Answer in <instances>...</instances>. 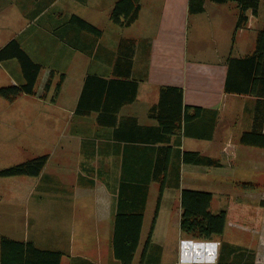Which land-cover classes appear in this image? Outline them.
Returning <instances> with one entry per match:
<instances>
[{"label": "crops", "instance_id": "1", "mask_svg": "<svg viewBox=\"0 0 264 264\" xmlns=\"http://www.w3.org/2000/svg\"><path fill=\"white\" fill-rule=\"evenodd\" d=\"M189 1L140 0L141 10L137 20L128 27L117 25L129 29L138 26L141 29L136 30L137 28H135L138 31L137 35L122 34L117 41L112 43H103L104 30L101 37H96L74 25L59 24V19H54L53 16L56 14L53 13H51L52 18H50L53 20L47 22L50 28L46 30L48 35L57 34L58 30L62 32L63 29L68 28L84 32L88 35L87 39L89 40L83 42V44L77 43L78 49L88 60H86V69L81 77L82 84L77 87L76 95H73L76 99H73L72 96V107L65 108L70 113L72 120L75 117L76 120L67 123L65 126L66 130L64 131L67 134H62L60 151L57 154V157L62 160L65 159L66 163H79L77 178L78 183L82 185L81 188L95 193L97 185L103 186V190L95 193L96 197L91 208L90 220L92 226L90 227L92 229L90 230L91 234L87 237V241L91 242V247L90 249L89 247L83 249L80 255L72 254L84 258L85 264H120L114 256L112 237L115 215L118 209L117 193L124 171L123 162L133 156H130L125 148L133 143L125 139H116L114 136L115 130L121 123H123V127H131V119L135 118L138 124L149 126L158 131V121L149 116V111L151 107L159 103L160 88L162 86L181 87L184 94V104L201 107L202 114L198 118L185 123L181 130L170 136L169 144L172 146V157L166 177L169 186L164 190L152 235L153 244L157 225L162 214L163 199L169 187L177 190L179 196L180 204L179 208L176 209L174 223L180 229L182 211L180 197L183 188L211 191L198 188L208 184L211 181L208 179L211 175H218V178L221 175V178L226 180L222 183L226 188L230 186L235 188L237 184H253L254 187L259 188V185L264 182V147L244 144L240 141L242 134L252 130L256 121H259L256 120L258 99L252 93H237L226 90L230 58H244L252 55L255 51L258 33L264 28V0H260L257 14H253L251 10L247 11L248 19L239 27L237 21L240 9L236 1L216 3L206 0L205 10L201 13H190ZM85 2L86 0H84ZM116 2L117 0L109 1L110 11ZM29 14L34 21L42 15L36 12V8L32 12L30 11ZM2 17H4L3 13L0 14V18ZM68 20L66 19V22ZM10 25L13 26V22ZM31 26L32 28L28 26V33L37 35L40 32L38 29L39 24L34 22ZM20 33L18 30L15 36L0 46V49L11 40L17 39L35 60L31 52L24 46ZM30 35L29 37L32 39ZM122 37H132L138 40L132 73V77L139 80L138 95L133 103L125 105L119 111L115 126L103 125L98 122L97 112L80 115L75 113V109L88 74H97L104 77L113 75L118 56V44ZM235 71L238 77L237 81H239L242 71L241 69L236 70V68ZM23 81L24 76L21 66L16 58L0 60V87L20 84ZM238 84L240 83L238 82ZM161 144L163 143L156 145L141 143L144 147L159 146ZM183 150L198 151L203 155L219 159L221 165L211 167L184 163L181 159ZM143 157H146V155L136 154L134 158H136L135 161H138ZM175 183H177L176 187L173 186ZM153 189L155 192H159L158 182L153 181L150 184L149 196ZM62 192V196L68 194L70 198L73 197L71 194L77 192V188L74 193L70 191L65 193L63 189ZM211 192L214 193V191ZM149 207L148 197L140 246L134 264H140L142 250L148 237V231H145V228L149 221V215L147 214ZM52 221L54 220L52 219ZM48 228L53 242L67 241L66 238L58 239L56 236H52L50 230L54 228V225L51 222L47 230ZM3 235L9 236L0 233V242ZM188 236L186 239L203 240V238ZM9 237L17 240H32L14 236ZM213 237L207 240H213ZM72 238L73 236H70L69 239ZM47 239L52 242L50 238ZM50 241L47 242L50 243ZM160 247H163L164 250L162 244H160ZM43 248L62 250L64 256L61 264L64 258L67 257V250L64 247ZM70 251L73 253L72 248ZM149 255L150 251L147 254V259ZM157 258L158 256H155L153 259ZM148 262L163 264L162 259Z\"/></svg>", "mask_w": 264, "mask_h": 264}, {"label": "rangeland", "instance_id": "2", "mask_svg": "<svg viewBox=\"0 0 264 264\" xmlns=\"http://www.w3.org/2000/svg\"><path fill=\"white\" fill-rule=\"evenodd\" d=\"M109 1L0 0V14H4L0 18V46L19 30L24 46L44 67L36 95L22 94L12 103L0 96V170L43 154L51 155L39 176H0V233L32 239L40 247H64L67 257L62 264H81L84 258L76 255H80L86 247L90 249L91 242L87 241V237L92 229L91 208L95 193L103 190V186L97 185L95 193L84 190L77 178L79 163H66L65 159L57 157L60 138L62 134H67L65 126L76 120V117L72 120L65 108L72 107V96L76 95L77 87L82 84L81 77L88 59L78 49L77 43L89 41L88 35L68 28L48 35L46 30L50 28L47 22L53 20L50 19L51 13L56 14L53 18L59 19V24H65L66 19L76 13L104 30V44L117 41L122 34L137 35L136 30H140V27L121 28L109 20ZM35 8L42 15L34 21L29 13ZM12 22L13 26L10 25ZM34 22L39 24L40 32L30 35L29 27L32 28ZM51 71L54 72L52 85L46 91L45 83ZM63 73L65 79L57 91L56 85ZM73 99L76 98L73 96ZM217 176L211 175L208 178L211 181L198 188L214 191L213 211L229 209L226 232L213 237V240L220 242L219 254L223 246L228 245L225 247L226 253L232 248L229 246H233L236 253L229 255L227 264H264V182L259 188L252 184L253 189L244 188L242 184L226 188L222 184L226 180L221 175L220 178ZM76 188L77 192L71 194L73 197L69 198L68 194L62 196V189L65 193H74ZM157 196L158 193L153 189L149 196L150 207L147 209L149 221L145 231L148 233ZM179 204L177 190L169 187L163 199L150 259L158 256L163 264H177L178 237L181 233L183 238L189 237L174 223ZM50 222L54 225L50 230L52 236L66 238V242H53L49 228L47 230ZM70 236L73 238L69 239Z\"/></svg>", "mask_w": 264, "mask_h": 264}, {"label": "trees", "instance_id": "3", "mask_svg": "<svg viewBox=\"0 0 264 264\" xmlns=\"http://www.w3.org/2000/svg\"><path fill=\"white\" fill-rule=\"evenodd\" d=\"M216 3H225L230 0H211ZM239 5L237 26L244 24L247 11L258 13L260 0H234ZM206 0H190V13H201L205 10ZM141 10L140 0H117L110 12V20L122 27L132 25L138 18ZM66 25H74L82 31L96 37L103 35V29L92 24L77 14H72ZM138 40L132 37H122L118 44V56L114 65L113 75L104 77L97 74H88L75 109L76 114L89 115L97 112L98 122L103 125L115 126L119 111L125 105L133 103L138 95L139 80L132 77L134 56ZM16 58L21 66L24 81L20 84H11L0 87V96L8 102H14L26 93L36 95L37 84L43 70L41 62L34 60L22 47L17 39L11 40L0 49V60ZM241 69L242 75L237 81L235 71ZM54 72L51 71L45 83V90H50ZM65 74H61L56 85L57 91L62 87ZM238 82L240 84H238ZM226 90L237 93H252L257 97L256 121L250 131L242 134L240 141L244 144L264 147V28L257 36L256 48L252 55L244 58L231 57L229 73L226 80ZM183 89L178 86H162L160 88L159 103L151 107L149 116L158 121V131L149 126L138 124L135 118L131 119V127H123V123L115 130L116 139H125L133 144L125 150L131 158L123 162V177L120 180L118 209L115 215L112 247L115 258L120 264H134L136 253L140 246L145 209L149 197L150 184L159 183L156 209L148 237L142 250L140 264H159L160 258H146L154 245L152 235L161 206L164 190L169 186L167 172L172 157L170 136L181 130L188 121L198 118L202 114L199 106L184 104ZM141 143H152L159 146L144 147ZM136 154L146 155L135 161ZM49 159L43 154L32 159L2 168L0 176H39ZM181 159L184 163L203 166L219 167V159L203 155L198 151L183 150ZM126 175V177H125ZM244 188L253 189L251 184H242ZM173 186H177L175 183ZM214 193L208 190L183 188L181 190V217L180 229L192 237L209 239L214 235H223L228 222L229 209L212 210ZM0 264H61L64 252L58 249H49L38 246L33 240H17L9 236L1 237ZM225 245V244H224ZM225 245L219 254L217 264H227L230 254L236 253V248L229 246L225 252ZM85 264V260H81ZM234 261L233 263H242Z\"/></svg>", "mask_w": 264, "mask_h": 264}, {"label": "clouds", "instance_id": "4", "mask_svg": "<svg viewBox=\"0 0 264 264\" xmlns=\"http://www.w3.org/2000/svg\"><path fill=\"white\" fill-rule=\"evenodd\" d=\"M177 264H217L220 242L217 240H191L178 237Z\"/></svg>", "mask_w": 264, "mask_h": 264}]
</instances>
